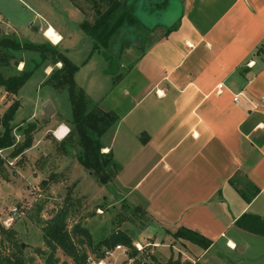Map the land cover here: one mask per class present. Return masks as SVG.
<instances>
[{"label": "crops", "instance_id": "obj_1", "mask_svg": "<svg viewBox=\"0 0 264 264\" xmlns=\"http://www.w3.org/2000/svg\"><path fill=\"white\" fill-rule=\"evenodd\" d=\"M181 6L177 27L156 33L119 73L106 71L84 32L91 49L75 82L89 107L116 116L100 136L101 151L112 153L110 184L143 207L151 230L183 248L176 259L264 264V234L236 224L242 215L264 222V0H181ZM62 40L60 34L57 44ZM15 96L4 90L0 98L7 108ZM59 117L45 131L63 140L67 135L56 131L70 130L71 115ZM180 228L209 245L174 238Z\"/></svg>", "mask_w": 264, "mask_h": 264}, {"label": "rangeland", "instance_id": "obj_2", "mask_svg": "<svg viewBox=\"0 0 264 264\" xmlns=\"http://www.w3.org/2000/svg\"><path fill=\"white\" fill-rule=\"evenodd\" d=\"M165 1L161 7L154 6L152 0L136 1L135 15L143 26L148 27L142 41L143 47H139L140 36L132 31L126 34L120 32L124 39L122 45L108 43L107 46L105 42H98L97 51L103 54L106 68L115 73L125 70L141 49L146 48L158 35L156 33H162V29L166 30L167 26L177 22L182 9L181 0ZM106 6L102 0H0V35L15 34L21 41L56 45L78 65L75 72L78 76L74 75V79L80 85L85 69V56L89 53L91 44L79 24L83 20L93 23L98 15L96 8H100L102 12ZM58 32L63 40L60 44H54L53 42L60 41ZM104 53H112L114 56L109 54L110 59H107ZM17 55L25 60L33 56L30 51L18 52ZM47 65L51 71L52 68L59 67L60 63H52L51 58L45 60L19 87L15 96L17 98H13L19 101L10 121L15 144L0 148V228L15 230L14 240L19 244L27 264H45L50 247L43 239L42 225L56 211L67 208L68 229L78 224L91 230L90 243L85 236L78 233L74 236L78 253L86 255L82 264H97L106 248L101 246L96 251L98 242L119 231L129 235L133 240L132 244L139 242L143 247L142 252L133 256L131 264H169L168 260L176 257L181 260L184 257L180 253L183 248L180 245L172 248L173 244H177L172 238L160 230H151L148 216L140 204L128 200L125 193L115 189L112 184H101L79 163L76 157L79 145L75 135L68 134L63 140H57L52 132L45 131L46 126H52L54 120H60L59 116L64 120L71 115L67 91H57L44 83L46 78L43 79L42 69H47ZM16 66L18 69L23 65L17 63ZM13 71L12 66L6 67L4 75ZM3 92L4 87L0 85V96ZM46 101L51 102L56 113L49 121L43 122L40 115ZM5 109L6 104L0 98V113ZM29 123L35 125L30 133L31 145L38 139L41 140L40 144L33 149V153L26 152L30 145L12 156L27 136L23 130ZM39 125L41 126L37 128ZM72 127L73 125H69L70 130ZM67 130L63 125L56 133L63 137ZM2 131L3 127L0 126V133ZM61 141L66 142L68 153L64 152ZM158 236L160 241L154 239ZM166 241L173 243L166 244ZM12 246V242L0 232V252L10 253ZM130 251L124 254L119 249L105 258L104 264H127ZM55 255L59 258L57 264H76L60 247L56 248ZM92 260L96 262L93 263Z\"/></svg>", "mask_w": 264, "mask_h": 264}, {"label": "trees", "instance_id": "obj_3", "mask_svg": "<svg viewBox=\"0 0 264 264\" xmlns=\"http://www.w3.org/2000/svg\"><path fill=\"white\" fill-rule=\"evenodd\" d=\"M102 1L107 5L106 9L101 12L100 8H96L98 15L94 19V22L89 23L83 20L79 24L82 30L93 40L91 52L97 50L98 42H105L107 46L108 43L110 45L116 43L122 45L124 42V39L120 35L122 31L125 34L132 31L138 37L140 36L138 39L140 41L139 47H143L142 41L145 38V34L148 32V27L143 26L135 15L137 0H126L125 2L121 0ZM152 2L154 6L161 7L165 3V0H152ZM176 27L177 22L167 26L166 32L174 30ZM22 51H30L33 56L28 60L17 57V53ZM109 54L112 53H107L105 55L107 59H110L111 55L109 56ZM49 58H51L52 63H60V66L52 68L44 83L51 85L57 91H67L68 100L71 105L70 123L73 125L68 134L76 136L79 145V149L76 152L77 160L85 169L91 172L101 184H110L111 178L115 175L112 153L110 151H101L102 145L100 136L116 121V116L96 106L89 107L84 90L76 84L74 79L78 65L72 62L63 51L56 47V45L50 43L21 41L15 34L0 35V85L4 87L6 92L16 94L19 87L27 81L34 70L40 67V65ZM15 62H23L22 68L17 69ZM9 66L14 68L13 73L4 75V68ZM106 71L115 73L109 70V68H106ZM18 106V99H13L0 116V126L3 127V131L0 133V148H6L15 144L12 134L13 126H11L10 121ZM33 129H35L34 123H29L23 130L27 136L21 146L12 153V156H15L24 148L31 145L32 136L30 133ZM60 144L66 153V142L61 141ZM67 215V208H61L56 211L53 216L44 221L42 225L43 239L50 247V252L45 259V264H57L59 262V258L55 255L57 247L63 249L76 264H82L86 259L84 253H78L79 250L74 242V236L76 233L85 236L90 243L91 234L86 227L79 226L78 224L68 229ZM236 224L241 228L264 234V222L259 220L256 216L242 215L236 220ZM0 232L13 244L10 253L0 252V264H27L22 256V250L19 244L14 240L15 230L1 227ZM172 236L174 238L190 240L191 242L200 244L204 248L209 245L207 239L188 229L180 228L175 233H172ZM132 241L129 235L119 231L99 241L96 251H99L101 246L110 248L115 244H123L131 248L130 255L134 256L138 251L133 246ZM100 256L102 257L103 253ZM168 263L198 264L197 262L192 263L189 260L180 262L178 259H169ZM63 264L67 263L63 262Z\"/></svg>", "mask_w": 264, "mask_h": 264}, {"label": "built area", "instance_id": "obj_4", "mask_svg": "<svg viewBox=\"0 0 264 264\" xmlns=\"http://www.w3.org/2000/svg\"><path fill=\"white\" fill-rule=\"evenodd\" d=\"M47 38H48V37H47ZM221 86H222V84H219V85H218V88L220 89ZM234 100H235V101L238 100V94H236V95L234 96ZM68 133H69V129L67 130L66 135H67ZM133 244H134V246H136V250H137L138 252H142L143 247H142V245H141L139 242H133ZM119 249H121L122 252H123L124 254L128 253V251L131 250L130 247L125 246V245H123V244H115V245H114L113 247H111V248H104L103 251H102V252H103V256L100 257V258L97 260V264L105 263V262H104V259L107 258V257H109V256H112V255L114 254V252L117 251V250H119ZM103 257H104V258H103ZM92 261H93V260H92ZM127 261H129L127 264H131V263L134 261V257H133L132 255H129V257H127ZM95 262H96V261H95ZM95 262L93 261V263H95Z\"/></svg>", "mask_w": 264, "mask_h": 264}, {"label": "water", "instance_id": "obj_5", "mask_svg": "<svg viewBox=\"0 0 264 264\" xmlns=\"http://www.w3.org/2000/svg\"><path fill=\"white\" fill-rule=\"evenodd\" d=\"M15 64H17V62H15ZM43 112L42 114L40 115V119L43 121V122H47L50 120V117L54 114L55 112V109L54 107L52 106L51 102L50 101H46L44 104H43Z\"/></svg>", "mask_w": 264, "mask_h": 264}, {"label": "bare ground", "instance_id": "obj_6", "mask_svg": "<svg viewBox=\"0 0 264 264\" xmlns=\"http://www.w3.org/2000/svg\"><path fill=\"white\" fill-rule=\"evenodd\" d=\"M52 42H53V41H52ZM53 43H55V42H53ZM55 44H57V43H55ZM61 127H62V126L58 127V129H57V130H59ZM102 264H104V263H102Z\"/></svg>", "mask_w": 264, "mask_h": 264}, {"label": "flooded vegetation", "instance_id": "obj_7", "mask_svg": "<svg viewBox=\"0 0 264 264\" xmlns=\"http://www.w3.org/2000/svg\"><path fill=\"white\" fill-rule=\"evenodd\" d=\"M125 1H126V0H124V1H122V2H125ZM165 2H166V1H165ZM164 4H165V3H164ZM164 4H163V5H164ZM163 5H162V6H163Z\"/></svg>", "mask_w": 264, "mask_h": 264}]
</instances>
